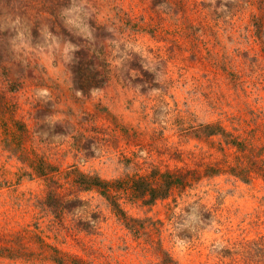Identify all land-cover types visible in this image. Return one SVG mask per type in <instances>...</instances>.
Masks as SVG:
<instances>
[{
	"label": "rangeland",
	"instance_id": "obj_1",
	"mask_svg": "<svg viewBox=\"0 0 264 264\" xmlns=\"http://www.w3.org/2000/svg\"><path fill=\"white\" fill-rule=\"evenodd\" d=\"M0 264H264V0H0Z\"/></svg>",
	"mask_w": 264,
	"mask_h": 264
},
{
	"label": "trees",
	"instance_id": "obj_2",
	"mask_svg": "<svg viewBox=\"0 0 264 264\" xmlns=\"http://www.w3.org/2000/svg\"><path fill=\"white\" fill-rule=\"evenodd\" d=\"M161 179L162 181L158 186H152L147 179L137 178L134 180L132 185L136 191V196H143L148 193L149 199L147 201H153L158 196H165L172 186L185 183V179L170 171L161 173ZM77 182L83 185L84 188L98 187L104 193L112 183L110 180L102 179L98 176L87 175L85 173H79Z\"/></svg>",
	"mask_w": 264,
	"mask_h": 264
}]
</instances>
